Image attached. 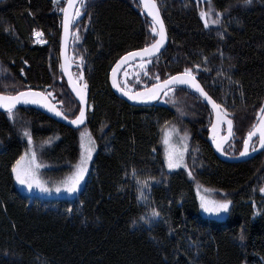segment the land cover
Returning a JSON list of instances; mask_svg holds the SVG:
<instances>
[{
    "label": "trees",
    "instance_id": "trees-1",
    "mask_svg": "<svg viewBox=\"0 0 264 264\" xmlns=\"http://www.w3.org/2000/svg\"><path fill=\"white\" fill-rule=\"evenodd\" d=\"M156 2L169 46L145 70L135 67L126 87L143 90L158 82L155 75L162 82L192 67L227 109L234 136L225 152L239 155L264 106V0ZM79 10L71 59L85 73L88 124L76 131L30 107L15 110V120L0 113V264H264V218H255L252 205L264 202V153L240 164L221 161L208 140L212 111L187 90L175 89L153 107L119 99L110 72L127 53L156 40L151 21L137 0H87ZM202 10L220 24L206 28ZM62 13L53 0H0V94L43 91L73 120L80 106L61 69ZM36 31L46 45L36 44ZM80 73L75 70L77 79ZM166 123L179 129L177 146L185 132L190 137L188 168L167 167ZM25 129L51 183L70 174L80 157L79 135L91 132L97 154L78 199L30 200L18 190L12 168L31 149ZM132 169L152 185L147 202L138 198ZM200 188L232 201L226 220L201 217ZM153 208L160 217H151Z\"/></svg>",
    "mask_w": 264,
    "mask_h": 264
},
{
    "label": "snow or ice",
    "instance_id": "snow-or-ice-1",
    "mask_svg": "<svg viewBox=\"0 0 264 264\" xmlns=\"http://www.w3.org/2000/svg\"><path fill=\"white\" fill-rule=\"evenodd\" d=\"M54 2H58V0H54ZM251 2L252 0H244V3L246 5L251 4ZM77 3L79 4V8H84L87 4V0H67V7L60 8V11L64 13L63 28L65 41H67L70 35L69 26L74 19L78 18L81 15L80 10L76 8ZM140 3L147 11V14L152 17L151 32L158 36L159 39H156L149 46H146L141 50L129 52L124 57H122L121 60L116 64L115 68L112 70L113 85L116 86L120 91L124 92V95L128 96L130 100H136L140 102L159 100L161 93L167 96L169 95V93L174 92V90L179 86H188L189 88L194 89L204 98L207 103L211 104V107L215 112V123L212 124L213 139H216V133L221 128V126L225 123L227 124V135L222 136L218 140H216L217 148L223 152V143L229 142L230 138L233 137V121L232 119L228 118L227 109L223 108L221 104H218L201 86L192 67H186L182 73L170 75L162 82H159V76L155 75L153 78L158 82L153 84L150 88L146 87L144 91H125L124 87H122L118 82L117 69H119L123 64L127 63L130 59L141 58V60H143L145 57H147L149 58L147 60V63H151V58L159 53L160 49L167 41V32L164 26V22L160 16L159 7L156 3V0H140ZM211 14L212 13L203 10L200 12V16L204 20V26L206 28L210 25L220 24V19H212L211 21H209L208 17ZM222 15L223 14H221V18ZM35 36L38 39L42 38L43 33L41 31H36ZM78 38L79 37L77 35L75 39ZM40 42L43 43L46 41L40 39ZM82 60L83 58L81 57V61ZM206 61L207 58H205V62ZM25 63H27V61H25ZM66 64L67 57H65V64L61 66L65 71H67ZM145 67V63L140 64V68L142 70H144ZM194 68L199 69L200 65H195ZM145 75H147V71H145ZM69 81L73 84V88L75 89L76 95L79 97L80 101H82L85 107H87V82L84 81L82 84L78 82L83 81V73H80L78 81L72 80L71 74H69ZM126 83L127 81H125V84ZM45 95L46 94L43 92H36L32 90L20 91L14 95L0 94V108L6 109L9 118L15 120V109L17 105L22 103H44V106L47 107L50 111L55 112L56 115L62 116L63 119L67 120L68 116L64 115L63 112L58 111L54 105L48 103V100L45 99ZM85 119L86 111L80 110L79 115L75 119L71 120V123L79 126L84 124ZM161 131L163 132L162 142L166 146L165 155L167 167L169 169H179L181 167L188 168V163L185 159L188 154L187 142L190 139L188 134L185 132V134L179 138V146H177V143L174 142L173 137L176 135V133L179 132V129L176 128L175 125L169 127V124L166 123ZM23 135L27 137L28 143L31 144L32 136L30 131L25 129L23 131ZM253 137H258L259 148L264 149V106L260 107L257 123L253 125L252 130L248 132L247 139L243 142V150L240 152L241 156L250 155V148L252 149V151L256 150V146L251 144ZM81 149L82 154L79 164L76 165V171L71 177H69L67 181L64 182V188L70 193L79 191L81 183L88 175V168L90 163L92 162V158L96 150L95 140L93 139L91 132H89L87 129L81 132ZM36 159L37 157L35 151H32L31 153L25 152V154L16 161L15 165L12 168V172L15 173L16 180L21 185H26L29 189L33 188V186H36L41 188L43 191H51V189L45 188L39 179L38 170L40 168V164L36 162ZM130 174L139 185L138 198L141 201L147 202L148 197L145 193V189H147L150 193L152 185L148 180L140 179L135 169H132ZM125 175H129V173H125ZM189 175H191L190 170ZM55 190L59 192L61 191V188L57 187ZM259 191L264 192V187L260 188ZM231 204V200H224L220 202L205 201V198L201 197V207L209 214L219 215L222 212H227ZM68 211L70 212L71 209H69ZM160 216V211L153 208L151 211V217L154 219ZM148 222L151 223L152 221L149 220ZM241 239H243V236H241Z\"/></svg>",
    "mask_w": 264,
    "mask_h": 264
},
{
    "label": "water",
    "instance_id": "water-1",
    "mask_svg": "<svg viewBox=\"0 0 264 264\" xmlns=\"http://www.w3.org/2000/svg\"><path fill=\"white\" fill-rule=\"evenodd\" d=\"M137 1L140 3V0H137ZM140 6H141V9H142V12H143L144 16L146 18H148L152 22V17L147 14V11L143 8V5L141 3H140ZM65 7H67V2H66ZM76 8L79 9V4L78 3L76 5ZM159 11H160V16H161V18H162V20L164 22V19L162 17L160 8H159ZM63 20H64V13H62V38H61L60 58H61V66H62V65L65 64V57H67V64H66L67 71H65L64 68L61 67L62 74H63V78H64V80H65V82L67 84V87H68L70 93L75 98V100L78 102V104L80 106V110H85L86 111V119H85L84 124L79 125V126L72 124L70 119L65 120V119H63L62 116L56 115L55 112L50 111L47 107H45L44 106V103H39V104H23L22 103V104L17 105V107H16L15 110H17L19 108H22V107H30V108H33V109H35V110L43 113L47 117L53 119L54 121H56V122H58V123H60V124H62L64 126H67V127L71 128L73 130L79 131V130L83 129L88 124V121H89V113L91 111V103H90V99H89V96H88V93H87V101H88V104H87V107H85V105L83 104V102L80 101L79 97L76 95V91L73 88V84L69 81V74H71L72 80L78 81L77 78L75 77V70L76 69L80 70V72L83 73V81H78V82L82 84L84 81H86V79H85V73H84L83 67L81 65H79V64L74 63L72 61V59H71V44H72L73 27H74L75 19L73 20V22L69 26L70 35H69L67 41H65V37H64ZM164 26H165V29H166V32H167V41L164 44V46L160 49L159 53H157L154 57L151 58V61L159 58L165 52V50L169 46L170 37H169V34H168V30L166 28L165 22H164ZM156 39H159V37L157 36ZM148 59L149 58H147V57H145L143 60H141V58L130 59L127 63L123 64L119 69H117V80H118V82L121 84V82H120L121 76H122L123 72L128 67H130L131 65L136 64V63L147 62ZM119 61H117V63ZM116 64L113 66L112 70L115 68ZM112 70H111L110 76H109V82H110L111 89H112V91L114 92V94L119 99H121L122 101L126 102L130 106H132V107H153V106L157 105L161 101V99L163 98L164 94L161 93V96H160V99L159 100H153V101H147V102H140V101H136V100H130L128 98V96L124 95V92L120 91L116 86L113 85V83H112ZM148 88H150V87H148ZM176 89H184V90H187V91L195 94L197 97H199L211 109L212 114H213L212 124L215 123V112L212 109L211 104L210 103H207L204 100V98L199 93H197L194 89L189 88L188 86H179ZM144 90L145 89L140 90V91H144ZM32 91L43 92V91H39V90H32ZM125 91H127V90H125ZM43 93H45V92H43ZM45 99L48 100V103L54 105L56 107V109L61 112V110L55 105V103L51 100V98L47 94L45 95ZM0 113H7V110L6 109H3V108H0ZM224 127L226 129L225 134H224ZM226 135H227V124L225 123L217 131V133H216V139H213L212 125H211L210 131H209L208 140H209L210 146L213 149V151L216 154V156L221 161H223V162L231 163V164L245 163V162H248V161L256 158L258 155L264 153V149H260L259 148V145H258V137H253V139L251 141V144L254 145V143L257 142V146H256V150L255 151H252V149L250 148V155H248V156H241L240 154L237 155V156H230V155H228L225 152V150H226V147L233 140V137L230 138L229 142L223 143V145H222V147L224 149L223 152L220 149H218L217 146H216V140H218L220 137L226 136ZM233 136H234V123H233ZM242 150H243V148H242Z\"/></svg>",
    "mask_w": 264,
    "mask_h": 264
},
{
    "label": "rangeland",
    "instance_id": "rangeland-1",
    "mask_svg": "<svg viewBox=\"0 0 264 264\" xmlns=\"http://www.w3.org/2000/svg\"><path fill=\"white\" fill-rule=\"evenodd\" d=\"M65 1H67V0H58V2H54L55 5H56L57 11L61 12L60 11V8L62 7L63 2H65ZM78 19H79V17L76 18L75 20H78ZM40 39L43 40V38H39L38 39L36 37V41H35L36 44H39L41 46L47 44V42H43V43L40 42ZM141 63H146V62H141ZM141 63H136V64L128 67V69L123 73V76H122L124 83L127 80V77L133 75L132 72H135L136 70H138V71H141L142 70L140 68H137L136 70H133L135 67H140V64ZM145 66H146V64H145ZM145 69H146V67H145ZM125 85L127 86V84H125ZM126 86H125V89L127 91H132L130 88H128ZM163 101H164V99H163ZM160 103H162V101ZM79 144H80V157H79L78 162L73 166L70 174L68 176H66L65 178H63L62 181L51 183V182H46L43 179L42 172L46 168V166L42 165L41 159H40V157L38 155V150H36L34 148L33 144L31 143L30 144L31 149L28 151V153H31L32 151H35L36 152V157H37L36 162L38 164H40V168L38 170L39 179L42 182V184L44 185V187L45 188H48V189H51V191H43L41 188L36 187V186H33V188L29 189L26 185H21L16 180V186H17L18 190L24 196L28 197L30 200H33L35 198L41 199V200H46V201H60V200H76V199H78V197L85 190L86 186L88 185V182L90 181V178H91V175H92V171H93L92 170L93 169V163H94V160H95V157H96V154H97V147H96V150H95L94 155H93V158H92V162L90 163L89 168H88V175L85 177L84 181L81 183L79 191H77L75 193L68 192L64 188V182L67 181L69 179V177H71L74 174V172L76 171V165L79 164V162H80V158H81V154H82V149H81V133L79 135ZM181 168H183V167H181ZM181 168H179V169H181ZM172 170H175V169H172ZM57 187H60L61 188V191L57 192L55 190ZM261 193H263L262 196L264 197V192H261ZM201 197H204L205 198V201H217V202H220V201H224L225 200L224 199V196H221V199H218L216 197V195L214 194V192H212L210 190H206V189H203V188L198 189L199 213H200L201 217H203L206 220H218V221H224V220H226L229 217L230 210H231V205H230V208H229V210L227 212H222L219 215L209 214V213H207L201 207ZM252 205L254 207L255 218L256 219L264 218V202L263 201H253L252 202Z\"/></svg>",
    "mask_w": 264,
    "mask_h": 264
},
{
    "label": "flooded vegetation",
    "instance_id": "flooded-vegetation-1",
    "mask_svg": "<svg viewBox=\"0 0 264 264\" xmlns=\"http://www.w3.org/2000/svg\"><path fill=\"white\" fill-rule=\"evenodd\" d=\"M122 84H123V80H122ZM134 92H135V91H134ZM158 104H160V103H158ZM158 104H157V105H158ZM225 131H226V129H225V127H224V133H225Z\"/></svg>",
    "mask_w": 264,
    "mask_h": 264
}]
</instances>
